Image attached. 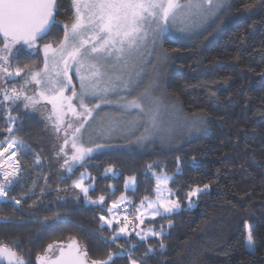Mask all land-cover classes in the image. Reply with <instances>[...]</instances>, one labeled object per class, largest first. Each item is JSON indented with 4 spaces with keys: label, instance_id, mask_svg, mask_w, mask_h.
Here are the masks:
<instances>
[{
    "label": "trees",
    "instance_id": "1",
    "mask_svg": "<svg viewBox=\"0 0 264 264\" xmlns=\"http://www.w3.org/2000/svg\"><path fill=\"white\" fill-rule=\"evenodd\" d=\"M227 2L231 6L218 13L194 41L163 39L168 66L165 90L184 114L201 120L189 138L113 141L68 173L61 167L63 153L57 155L64 144L59 145V133L50 130V113L43 103L35 109L11 106L12 115L19 117L15 124L7 120L5 107L0 106V141L16 137L31 149L27 154L20 151L26 182L17 184L8 195L20 204L0 202V243L13 247L27 264H38L37 255L49 243L67 245L72 238L87 247L89 259L119 252L117 244L131 249L133 259H138L151 244L157 251L149 253L144 264H264V0ZM57 4V19L69 24L74 16L72 0H57ZM63 35L61 25L39 43L57 45ZM17 60L20 67L27 63L36 65L37 71L42 69L41 51L14 58L13 70ZM22 82V77L10 78L7 86L19 88ZM35 91L34 82L27 85V94L38 99ZM8 127L14 131L9 133ZM68 147L65 151L70 157ZM34 154L39 155V164ZM109 168L112 171L106 172ZM83 171L95 178L84 181L95 184L89 196L105 195V208L122 194L133 201L128 205L133 209L130 218L144 197H154L155 173L174 177L169 187L180 200V209L136 224V231H159L162 225L166 247L159 249L160 237L149 236L140 243L131 225L130 239L121 236L107 243L113 229L107 225L102 229L99 217L108 213L72 186ZM129 176L136 178L135 191L125 189ZM30 182L35 187L27 193ZM205 184L209 185L206 192L193 197L192 206L186 205L190 187ZM246 225L255 238L254 254L246 246ZM116 264H128V259L116 258Z\"/></svg>",
    "mask_w": 264,
    "mask_h": 264
},
{
    "label": "snow or ice",
    "instance_id": "2",
    "mask_svg": "<svg viewBox=\"0 0 264 264\" xmlns=\"http://www.w3.org/2000/svg\"><path fill=\"white\" fill-rule=\"evenodd\" d=\"M72 5L74 16L69 25L57 19V0H0V36L3 38V44L0 46V80H3L5 85L0 87V93L3 95L0 106L5 107L7 120L15 124L19 117L12 115L11 106L20 108L23 105L24 109L30 107L35 109L40 102L35 95L30 96L26 92L27 85L34 82L42 88L38 93L39 98L48 100L52 104L57 133L67 113L83 118V122L79 123L72 132L71 156L69 157L68 152L65 151V147L69 144L67 138L64 140V146L60 147L57 153V155L63 153L65 159L61 167L68 173H74V165L80 164L82 167L85 158L93 151L92 148L85 147L83 143H77L80 139L77 134L102 104L111 103L107 100L109 92H115L120 86L128 88L129 84L134 82L133 75L137 79L140 78V71L137 68L141 66L144 50L149 41L154 46L158 37L178 25L181 32H191L206 24L211 18H218V13L231 6L227 0H72ZM248 7L249 5H244L245 9ZM61 25L64 28V35L57 46L54 47L53 43L40 45L39 42L45 40L53 28ZM41 50L43 51V69L37 71L36 65L27 63L20 67L17 60L18 66L15 70H11L10 66L14 58L38 55ZM113 56L120 65V74L109 75L107 70H102L106 68V65L99 62ZM70 72L79 80V92L72 84ZM125 74L128 76L127 80L124 78ZM8 77H22L23 82L20 83L19 88L15 85L9 88L7 87ZM102 84L103 87H101ZM65 89H69L72 95L65 96ZM74 98L77 100L80 111L77 110V105L72 103ZM86 99H99L100 102L89 107L85 103ZM121 107L139 110L141 115L145 111L144 106L136 99L125 101ZM152 107L151 127L153 130H159L162 127V122L158 123L159 106L153 102ZM103 122L102 120V124ZM113 124V121L108 122V131L112 130ZM67 128L72 129L73 124L67 123ZM7 131L11 133L14 129L8 127ZM145 131L147 132L148 129ZM67 135L65 130V136ZM5 143L8 147H3ZM95 147L100 148L103 145ZM17 150L25 154L31 152L30 147L16 137H12L10 141L7 139L0 141V158L6 156V160L0 159V175H2L0 198H4L6 203L14 202L19 205L20 200L8 197V192L20 183ZM39 162V155H36V163L39 164ZM5 164L6 167H4ZM105 171L109 172L112 169ZM86 178L95 180L86 172H81L72 186L79 189L91 204L101 207L108 213L99 217L102 229L104 225L113 229L107 243H114L121 236L130 239L131 225L140 243L146 242L149 236L160 237L159 249L166 247L162 239L164 235L162 225L159 231L155 228L136 231V221L144 224L146 216L155 220L156 217L164 218L180 209V200L169 198L172 190L166 189L169 196H165L161 190V185L167 186L169 181L175 182L174 177H167L166 174L157 176L155 200L144 197L139 206H134L135 214L131 218L128 213L133 209H129L128 205L133 201L121 195L105 208V195H99L95 199L89 196L90 190H95V184H85ZM124 185L125 189L131 187L135 191V176L127 177ZM208 188L207 184L203 187L191 186L185 194L189 206L193 204V197H199ZM59 222L61 221H56V223ZM168 223L171 226L172 221L169 220ZM116 246L120 249L119 252H109L103 259H89L87 247L81 245L75 238H72L66 246L54 241L47 245L43 254L37 255L36 260L38 264H116V258L126 257L128 264H144L148 254H155L157 251L149 244L142 257L133 259L131 249L125 250L124 246L119 244ZM138 246V244L133 245V248ZM247 247L254 254L255 238L251 228L247 231ZM0 260L6 261V264H27V261L13 250V247L4 243H0Z\"/></svg>",
    "mask_w": 264,
    "mask_h": 264
},
{
    "label": "rangeland",
    "instance_id": "3",
    "mask_svg": "<svg viewBox=\"0 0 264 264\" xmlns=\"http://www.w3.org/2000/svg\"><path fill=\"white\" fill-rule=\"evenodd\" d=\"M216 17L211 18L206 24L194 29L191 32H181L180 26H174L170 31L165 32L162 36L158 37L157 43L153 46L151 41H149L146 50H144L143 61L141 66L137 68L140 71V78L137 79L133 75V83H130L128 88L120 86L115 92H109L107 95V100L111 103L102 104L100 109L93 113V117L88 118V123L85 124V127L81 129L80 133L77 134L80 139L77 143H83L85 147L92 148L93 151L90 153L93 154L95 151L103 149L106 147V144L112 143L113 141H122V142H134V143H145L149 140L155 138L169 141L181 140L183 138L191 137L197 130L201 120H198L196 117H191L181 110L179 103L173 98L172 95H169L165 90V82L167 79L168 66L166 62V55L162 50V43L165 36H168L172 39L181 42H192L194 41L199 34L203 32L208 24H210ZM72 22V21H71ZM69 23V25L71 24ZM3 42L0 43L2 46ZM59 44V43H58ZM57 44V45H58ZM57 45H53L54 47ZM42 58L43 51L41 50ZM99 63L105 64L106 68L102 70H107L109 75L120 74V65L116 62L115 57H110L106 61H100ZM42 65V69H43ZM11 70H13L11 68ZM50 68V72H51ZM70 75L72 73L70 72ZM12 77H8L10 79ZM125 80L128 79L127 74L124 76ZM47 79V77H45ZM72 84L76 86L77 92H79V80L75 75H72ZM36 85V84H35ZM4 82L0 80V87H3ZM104 85L102 84L101 87ZM8 87V86H7ZM10 88V87H9ZM35 91L37 94L42 88L39 85H36ZM147 90V95L145 92ZM3 98L2 93H0ZM65 96H71L72 93L69 89H65ZM42 107L50 113L52 119H49L50 130L55 129V115L53 113L52 104L48 100L40 99ZM136 99L140 104L144 106V114L141 115L139 110L136 109H124L121 105L125 101H130ZM99 99L85 100V103L89 107L99 103ZM156 102L159 106V120L158 123L162 122V127L159 130H153L151 127V113L153 111L152 104ZM73 104L77 105V110L80 111L77 100L74 98L72 101ZM67 105L65 104V108ZM102 120L104 121L102 124ZM113 121L112 130L108 131V122ZM71 122L73 124L72 129L67 128V123ZM83 122V118L74 117L70 112L64 118V123L60 126V132L57 137V143L59 145L64 144V140L69 139L68 151L71 154V138L72 132L79 123ZM129 122H135L130 124ZM148 129L146 132L145 130ZM65 130H67V137L65 136ZM141 137H147L146 139H140ZM96 145H103V147L96 148ZM3 147H8V144L5 143ZM20 160V150H17V157ZM0 159H5L6 156ZM7 165L5 164L4 167ZM20 183L19 186H23L26 182V170H23L20 166ZM86 172L89 176V173ZM81 175V174H80ZM165 173H155V190L157 187V176H163ZM168 177V175L166 174ZM80 177V176H79ZM87 179V178H86ZM86 184V183H85ZM35 187L34 182H30L25 188L27 193H31ZM166 189H170L169 183L167 186L161 185V190L164 192L165 196H169V193ZM154 190V197L149 198V200H155L156 191ZM24 195V194H22ZM123 195V194H122ZM121 195H119L115 200H117ZM170 199L175 200L176 198L171 195ZM140 204V203H139ZM136 205V206H139ZM186 205L189 206L188 200ZM193 205V204H192ZM135 214V213H134ZM133 215V214H132ZM151 217H145V219ZM136 224L140 226L139 221H136ZM249 227H246V246H247V231ZM248 248V247H247ZM249 249V248H248Z\"/></svg>",
    "mask_w": 264,
    "mask_h": 264
},
{
    "label": "built area",
    "instance_id": "4",
    "mask_svg": "<svg viewBox=\"0 0 264 264\" xmlns=\"http://www.w3.org/2000/svg\"><path fill=\"white\" fill-rule=\"evenodd\" d=\"M0 179H2V175H0ZM8 195H9V192H8ZM3 201H5L4 198H0V202H3ZM122 208H123V206H122Z\"/></svg>",
    "mask_w": 264,
    "mask_h": 264
},
{
    "label": "water",
    "instance_id": "5",
    "mask_svg": "<svg viewBox=\"0 0 264 264\" xmlns=\"http://www.w3.org/2000/svg\"><path fill=\"white\" fill-rule=\"evenodd\" d=\"M66 246V245H65ZM26 260V259H25ZM27 261V260H26ZM0 264H6V261L0 260Z\"/></svg>",
    "mask_w": 264,
    "mask_h": 264
}]
</instances>
